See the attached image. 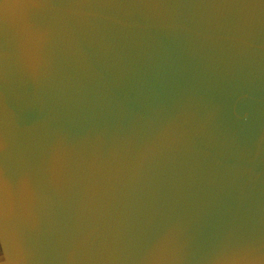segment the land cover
Wrapping results in <instances>:
<instances>
[{"label": "water", "instance_id": "1", "mask_svg": "<svg viewBox=\"0 0 264 264\" xmlns=\"http://www.w3.org/2000/svg\"><path fill=\"white\" fill-rule=\"evenodd\" d=\"M0 264H264V0H0Z\"/></svg>", "mask_w": 264, "mask_h": 264}]
</instances>
